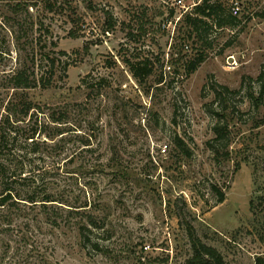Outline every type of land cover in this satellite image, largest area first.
Returning <instances> with one entry per match:
<instances>
[{
    "label": "rangeland",
    "instance_id": "374dc122",
    "mask_svg": "<svg viewBox=\"0 0 264 264\" xmlns=\"http://www.w3.org/2000/svg\"><path fill=\"white\" fill-rule=\"evenodd\" d=\"M204 1L0 0V68L47 51L53 86L27 93L70 105L68 139L22 157L55 200L0 207V264H186L190 223L227 264L264 256V0H208L220 10L194 27Z\"/></svg>",
    "mask_w": 264,
    "mask_h": 264
},
{
    "label": "trees",
    "instance_id": "16d2710c",
    "mask_svg": "<svg viewBox=\"0 0 264 264\" xmlns=\"http://www.w3.org/2000/svg\"><path fill=\"white\" fill-rule=\"evenodd\" d=\"M220 8L221 6L205 0L203 4L196 7V16L188 15L187 20L191 22L192 26L198 27V23L203 21L204 16L210 17ZM226 22H230V20ZM10 57V50L0 47V67ZM204 58V55L200 54L188 61L185 64L187 74L190 75L196 71ZM19 62L16 67L0 68L1 85L14 89V93L4 104V110L0 109V207L10 208L20 203H26L24 202L26 200L48 208L55 200L53 194L46 186L39 189L40 186H44L43 179L34 188L31 183L27 182L30 176L24 175L27 171L22 157L27 155L28 150L33 153L41 152L43 146L57 149L61 142L68 139L70 105L65 103L62 107H49L48 109L52 110L47 112V105L43 107L41 104H37L27 93L32 88L49 89L53 86V78L56 73L55 57H51L47 51H43L38 58L37 53L33 52L30 60H25L22 63L20 58ZM67 66L68 63H66L65 69ZM130 68L139 81L150 75L153 70L148 60L131 63ZM21 92L22 96L19 95ZM225 128L229 129V125H225ZM86 144L89 142L86 141ZM45 171L49 172L48 168H45ZM23 180V187L17 189L15 183ZM23 190L26 193H23ZM216 190L220 194V202L224 201V192L218 188ZM89 206L90 203L86 201L80 206L83 209H73L75 214L81 216L77 222L85 237H88L85 230L90 226H102L95 215L87 209ZM187 228L191 239L192 253L187 258L186 264H227L221 251L204 242L197 234L193 224L190 223ZM95 246L99 247L98 243H95ZM255 264H264V256L258 255Z\"/></svg>",
    "mask_w": 264,
    "mask_h": 264
},
{
    "label": "built area",
    "instance_id": "2783aa9c",
    "mask_svg": "<svg viewBox=\"0 0 264 264\" xmlns=\"http://www.w3.org/2000/svg\"><path fill=\"white\" fill-rule=\"evenodd\" d=\"M239 8H240L239 6H234V7H233V9H234V12H235V13H237V12H238V10H239Z\"/></svg>",
    "mask_w": 264,
    "mask_h": 264
}]
</instances>
